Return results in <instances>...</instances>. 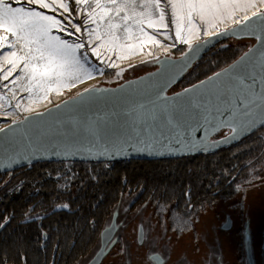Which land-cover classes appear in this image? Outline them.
<instances>
[{
	"label": "snow or ice",
	"instance_id": "1",
	"mask_svg": "<svg viewBox=\"0 0 264 264\" xmlns=\"http://www.w3.org/2000/svg\"><path fill=\"white\" fill-rule=\"evenodd\" d=\"M149 2L159 7L164 0H0V115L11 117L10 123L0 125V169L45 155L95 159L130 153L191 155L211 149L206 144L209 134L231 118L224 86L242 78L245 63L215 72L183 93L166 95L202 49L191 47L185 37L191 35L192 19L217 15V7L207 0H179L176 5L186 8L178 13L175 31L176 41L187 45L178 61L156 58L159 71L148 77L116 89L85 88L47 112L37 111L38 101L52 103L51 92L61 95L94 72L102 73L91 57L115 67L146 43L154 44L144 29H167V17L161 24V17L147 9L152 18L133 24L134 16L128 14ZM257 38L262 42L249 63L264 70V37ZM249 242L245 236V245Z\"/></svg>",
	"mask_w": 264,
	"mask_h": 264
},
{
	"label": "trees",
	"instance_id": "2",
	"mask_svg": "<svg viewBox=\"0 0 264 264\" xmlns=\"http://www.w3.org/2000/svg\"><path fill=\"white\" fill-rule=\"evenodd\" d=\"M230 41L220 43L205 55L172 93L203 81L237 60L240 56L230 57L231 60L226 62L231 51ZM212 59L223 67L205 77L191 73L204 61ZM257 147L259 151L260 145ZM255 148L242 142L212 154L192 157L157 161L49 162L13 172L10 180L21 186L9 195L7 203L1 205L0 223L9 214H15L17 219L14 218L1 234L0 243L7 252L0 256L6 257L11 252L9 257L13 261L26 257L31 264H48L46 261L55 245L69 247L75 242L74 248L79 247V251L62 253L60 264L66 260L69 264H77L88 252L82 247H98L107 219L126 197L172 204L181 214L187 213L191 205H198L203 200L209 204L230 196L237 181L233 180L234 175L238 172L246 174L255 158ZM65 163L71 164L69 170H64ZM60 205H67L70 210L56 213L55 209ZM28 214L55 216L45 219L51 233L46 256L28 250L37 247L41 240L36 223L21 222Z\"/></svg>",
	"mask_w": 264,
	"mask_h": 264
},
{
	"label": "rangeland",
	"instance_id": "3",
	"mask_svg": "<svg viewBox=\"0 0 264 264\" xmlns=\"http://www.w3.org/2000/svg\"><path fill=\"white\" fill-rule=\"evenodd\" d=\"M178 2L179 0H164L159 7L149 2L144 8H140L139 4L135 8H130L128 14L134 16L133 24L137 19L149 20L152 16H160V23L163 24L165 22L163 17L166 16L167 29L157 32L146 26L145 35L150 33L154 44L146 43L143 50L117 61L118 66L107 67L95 57H91L92 64L98 69H103V72H94L92 78L71 90L63 89L61 95H56L55 91L51 92L48 99L52 103L38 101L37 111L42 112L52 105L74 97L85 88L115 87L143 76L159 68L156 58L162 60L181 57L187 50V45L176 41L175 31L176 25L180 22L178 13L185 12L186 8L178 9L176 6ZM185 2L190 3L192 0ZM195 2L198 3L200 0ZM207 2L217 7V15L211 20L201 19L199 16L192 19L189 24L192 28L191 35L185 34L186 39L191 40V46L197 41H202L207 32L218 31L228 23L236 21L239 16L254 11L264 3V0H207ZM147 9H151L152 16ZM166 35L170 38L166 39ZM255 43V38L231 40L229 42L231 51L226 62L231 60L230 57L242 56ZM165 48L168 49L167 52L164 51ZM149 52L154 55L147 56ZM112 59L116 61L115 56ZM222 67L215 59L206 60L191 73H200L205 77ZM24 96L27 102V94ZM10 122L11 117L0 115V125H7ZM229 133L230 131H224L219 137ZM251 139L252 137L248 138L246 143ZM257 146L259 145L254 146L256 151ZM238 152L239 150L236 151ZM254 157L248 172L236 181L230 196L221 197L190 216L181 217L174 214L171 212L173 207L171 205H162L160 208L153 203L140 213H135L137 215L134 218L135 223L120 226L117 245L106 255L102 264H157L151 259L154 254H158L157 260L166 259L167 264H248L247 245H250L255 264H264V150L261 151L260 148ZM63 167L64 170H69L71 164L65 163ZM3 181L6 183L9 179L4 178ZM20 186L21 183L11 186V192L19 190ZM226 215H230L233 220L232 229L229 231L222 230L226 223ZM139 223L145 225L147 241L146 246L142 248H139L136 242ZM245 236L250 237L247 245L244 243Z\"/></svg>",
	"mask_w": 264,
	"mask_h": 264
},
{
	"label": "water",
	"instance_id": "4",
	"mask_svg": "<svg viewBox=\"0 0 264 264\" xmlns=\"http://www.w3.org/2000/svg\"><path fill=\"white\" fill-rule=\"evenodd\" d=\"M258 36L264 37V12L259 13L258 15L247 19L241 24L222 30L218 33V35H212L211 37L204 38L202 41L195 42L191 47L193 48L202 47L199 55L191 63V65L175 80V82L172 83L166 90V95L169 97L183 93L186 89L175 93H172L171 91L205 55L210 53V51L213 50L215 47H217L220 43L233 39L234 40H240L244 38L256 39V43L246 53H244L233 63H231L230 65L219 71L221 72L232 69L236 65L241 64L242 61L245 63V68L243 72L240 73L242 78L239 79L238 81H233L232 83H226L224 86L223 94L228 101V107L232 110L231 118L226 117L228 122L224 124L218 131L209 134L206 144L208 147L211 148L210 150L204 152H196L191 155H163V156L151 155L150 156L145 154L130 153L126 157L121 156L116 158H95V159L92 158L81 159L78 157L59 158L55 156L49 158L48 156L45 155V156H40V158L23 160L19 165H16L11 169L8 168L0 169V176L6 173H13L18 170H22L28 167H33L38 164L49 163V162H116V161H130V160L157 161V160L173 159V158H181V157H192L196 155H207L240 143L241 141L245 140L250 135L254 134L255 132H257L258 130L264 127V70H262L258 64L249 63L251 56L262 42L261 39L257 38ZM211 41L214 42L211 43ZM181 57L176 58L175 60L178 61L179 59H181ZM158 71L159 68H157V70L153 72H149L138 78L131 79L115 87H99V88L116 89L129 82L141 80ZM72 98L73 97L69 99H65L61 101L59 104H63L65 101L71 100ZM55 106L56 105H52L42 112H47L49 109L54 108ZM35 114L36 113H32V115ZM224 131H230V133L224 137H219ZM66 209L67 208L60 207L56 209V212H60ZM230 224L231 222L229 221V223L224 227V229L225 230L229 229ZM115 232H116V221L113 222L110 228H106L102 232L101 235L102 249L94 257V259L90 262V264H96L97 260H100L101 257L103 261L104 257L107 255L109 250V248L107 249L108 243L112 240L113 236L115 235ZM246 249H247L248 264H255V261L251 253L250 245H247Z\"/></svg>",
	"mask_w": 264,
	"mask_h": 264
},
{
	"label": "flooded vegetation",
	"instance_id": "5",
	"mask_svg": "<svg viewBox=\"0 0 264 264\" xmlns=\"http://www.w3.org/2000/svg\"><path fill=\"white\" fill-rule=\"evenodd\" d=\"M138 68H140V66H138ZM155 70H157V68H155L151 72H153ZM260 132H262V133H260ZM250 137H252V139L250 142L247 141L248 144H251L252 146H256L259 144L261 147V151H262V149L264 150V127L261 128L260 130H258L257 132H255L254 134L250 135L248 138H250ZM248 138L241 141L240 143L246 142V140ZM240 143H238V144H240ZM253 144H255V145H253ZM240 174L242 176H244L242 174V172H238L237 174L234 175L233 180L238 181V179H240L242 177ZM239 175L241 177H239ZM4 178H8L9 181H6V183H5L3 181ZM12 178H13V173H6V174H3L0 176V207L3 203H7L9 201V198H8L9 195H12L15 193V191L11 192V190H10L11 186L17 185V184H13V182L10 180ZM152 203L155 204L156 206L158 205L160 208L163 205V204H158L157 202L152 201V200L142 202V200H140L138 198H128V197H126L120 203L117 204V206L111 212V216L110 217L108 216L109 219H107V222H106L107 224H106L105 228L102 230V232H103L106 228H110L112 226L113 222L116 221V232H115V235L113 236L112 240L108 243V247H107V249L109 248L108 253L111 251L112 248H114L117 245V242H118L117 238L119 236V232L121 229L120 226H123V225L127 226L128 224L135 223L134 218L137 216L135 213H140L143 209H145L147 206H149ZM206 205L207 204L203 200L198 205H191L188 208L187 213L181 214L178 211V209L174 205L171 204V206H173L171 212H174V214L181 216V217H185V216L187 217V216H190V214H192V213H196L197 210L199 211L200 209H202V207H204ZM166 206H169V205H166ZM60 207L65 208L64 205H60L57 208H60ZM66 208H67L66 210H63L60 212H66V211L68 212L70 210L69 206H67ZM52 215L53 214L46 215V216H45V214H31V215L28 214V216H26L23 220H21L22 223H36L37 227L40 229L41 240L40 239L38 240L39 245L37 247H35V246L31 247L30 249H28L29 251L42 252L43 255L46 256V252L49 251L48 243L51 242V240H50L51 233L49 232L47 224H45V219L47 218V220H49V218L55 217ZM14 218L17 219L15 214L5 215L4 220L0 223V241L2 240V237H1L2 232L4 231V229L8 225H11L13 223L12 221L14 220ZM229 221L231 222L230 228L225 230L224 227L229 223ZM232 226H233L232 218L230 217V215H226V223L222 226V230L223 231H229L232 229ZM144 227H145L144 223H139V226H138V229L136 232V242H137V245L139 248H142V247L146 246V244H147ZM102 232L100 233V236H99V245L97 248L93 249L91 247H82L83 250L86 249L88 252H87V255H85L83 258L79 259L78 262H76L77 264H90V262L94 259V257L101 251V249H102V239H101ZM28 241L32 242L31 240H28ZM74 246H75V242H72V244H70L69 247H62L59 245H55L51 249V256H50V258H48V260L46 262L48 264H60L61 259H62V253H72V252L79 251V247L74 248ZM2 248H3V251H2ZM5 252H7L6 248L2 247V244L0 243V253L3 254ZM10 253L11 252H8L6 257L0 256V264H31L27 261L26 257H22L21 261H13L9 257ZM156 256H158V254L152 255L151 259L155 260L157 262V264H167L166 259H164V261L162 259L157 260ZM45 259H46V257H45ZM103 261H104V259H103ZM103 261L101 262V264L103 263ZM126 262H127V260H126ZM64 264H69L68 260H66V262Z\"/></svg>",
	"mask_w": 264,
	"mask_h": 264
},
{
	"label": "bare ground",
	"instance_id": "6",
	"mask_svg": "<svg viewBox=\"0 0 264 264\" xmlns=\"http://www.w3.org/2000/svg\"><path fill=\"white\" fill-rule=\"evenodd\" d=\"M263 11H264V3H261V4L258 6V8L255 9L254 11H252V12H250V13H248V14H244L243 16H239V18H238L236 21H232V22L228 23L227 25H225L224 27H222V28L219 29L218 31H217V30H213V31H211V32H207V33L205 34L204 38L211 37L212 35H210V33H219L220 31L225 30V28H226L229 24H231V23H234V24H232V27H233V26H236V25H238V24H241L243 20H246V19H249V18H251V17H253V16H256V15H258L259 13H262ZM239 21H241V22H239ZM229 28H231V27H229ZM227 29H228V28H227Z\"/></svg>",
	"mask_w": 264,
	"mask_h": 264
},
{
	"label": "built area",
	"instance_id": "7",
	"mask_svg": "<svg viewBox=\"0 0 264 264\" xmlns=\"http://www.w3.org/2000/svg\"><path fill=\"white\" fill-rule=\"evenodd\" d=\"M246 20H247V19H246ZM246 20H243L242 22H244V21H246ZM239 22H241V21H239ZM232 24H234V23L229 24L225 29H227V28H229V27H232Z\"/></svg>",
	"mask_w": 264,
	"mask_h": 264
}]
</instances>
